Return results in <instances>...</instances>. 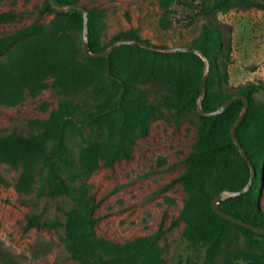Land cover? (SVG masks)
I'll return each mask as SVG.
<instances>
[{"label":"trees","instance_id":"obj_1","mask_svg":"<svg viewBox=\"0 0 264 264\" xmlns=\"http://www.w3.org/2000/svg\"><path fill=\"white\" fill-rule=\"evenodd\" d=\"M54 1L67 7L81 5L83 0ZM177 3L189 10L184 19L174 17L173 6ZM159 6L163 10L160 28L166 32L177 25L191 27L200 17L208 18L191 46L210 63L207 93L201 101L203 111L213 112L237 95L249 99V108L236 129V138L256 174L247 192L222 201L219 208L237 220L264 229V212L258 204L264 181V99H257L264 92V85L249 83L232 92L229 87L232 40L224 35L219 21L220 14L227 15L234 10L264 12V0H159ZM52 10L48 0L40 13ZM87 10L92 53H102L120 40L150 45L139 31L131 29L103 46L100 39L103 15L96 9ZM26 16L25 11L1 12L0 25L23 21ZM83 25L82 12L72 9L57 12L48 23H32L0 36V105L15 106L25 101L27 95L41 94L48 87L49 78H53L56 90L65 97L48 120L35 121L43 127L42 133L29 137L16 133L0 136V165L21 170L16 185L20 194L32 193L37 174L44 171L49 195L70 197L75 206L66 212L65 241L79 264H162V227L124 243L97 235L93 214L98 204L87 186L74 188L65 177L72 167L67 158L66 132L95 125L102 137L101 141H83L80 167L71 174L72 180L90 177L101 167L103 157L106 166L121 158H131V146L147 135L148 122L155 111L154 106L145 105L136 84L146 77L170 78L177 96V112L198 110L207 66L193 53H164L134 45L119 46L108 57L88 58L79 33ZM159 48L168 49L167 46ZM89 99L97 102L92 108ZM243 108L244 102L237 100L221 115H200L202 131L196 149L186 158L189 168L170 183L182 184L188 194L173 225L184 223L183 241L204 252V264H214L222 253L224 264H264V234L224 219L211 206L220 194L241 190L251 179L250 167L231 135ZM78 115L82 118L78 119ZM242 238L249 245L254 243V238L259 242L256 247L246 249L241 246ZM0 264H21V261L1 250Z\"/></svg>","mask_w":264,"mask_h":264},{"label":"rangeland","instance_id":"obj_2","mask_svg":"<svg viewBox=\"0 0 264 264\" xmlns=\"http://www.w3.org/2000/svg\"><path fill=\"white\" fill-rule=\"evenodd\" d=\"M47 1L0 0V13H27L23 21L0 25V36L32 23H48L54 19L57 15L54 10L40 13ZM81 5L101 11L103 46L121 33L135 29L143 40L150 42L151 48L147 49L164 53L170 52L159 47L192 46L208 19L200 17L191 27L177 25L166 32L160 28L163 10L159 0H83ZM173 9L177 19H184L189 11L179 3ZM219 21L224 35L232 40L229 65L232 92L249 83L264 85V12L234 10L227 15L220 14ZM79 33L83 41V29ZM47 82L48 87L37 96L27 95L25 101L15 106L0 105V136L16 133L29 137L43 132V127L35 121L48 120L65 98L56 90L53 78ZM136 88L145 105L154 106L155 111L149 119L147 135L131 146L132 157L121 158L112 166H106L103 157L101 167L90 177L72 180L71 174L80 167L83 141H101L102 137L95 125L69 129L66 132L67 158L72 167L70 173H65L67 183L74 188L82 184L89 188L90 196L98 204L93 214L98 236L124 243L162 227V264H192L194 261L204 264V252L183 241L184 223L173 225L188 194L182 184H170L189 168L186 158L199 143L201 114L193 109L177 112V96L170 78L146 77ZM257 99H264V92L258 94ZM95 103L89 99L91 108ZM81 118L78 115V119ZM228 127L226 124L225 128ZM20 174V169L0 165V251L12 253L21 264H79L65 241L66 212L74 203L66 195H49L44 171L37 174L32 193L20 194L16 189ZM258 202L264 212V181ZM258 242L254 238V243L249 245L242 238L241 246L250 249ZM224 261L222 253L214 264H224Z\"/></svg>","mask_w":264,"mask_h":264},{"label":"water","instance_id":"obj_3","mask_svg":"<svg viewBox=\"0 0 264 264\" xmlns=\"http://www.w3.org/2000/svg\"><path fill=\"white\" fill-rule=\"evenodd\" d=\"M49 3L51 5L52 9L58 13H66L72 9H75L77 11L82 12L83 21H84V25H83V47H84V51H85L88 58L99 59V58L108 57L110 55V53L115 48H117L119 46H123V45H134V46H140V47H144V48H151L148 44H146L142 41L120 40V41H116L110 48H108L107 50H105L102 53H92L90 51V47H89V24H88L89 12H88V10L85 7H83L82 5H69L67 7H61V6L57 5L54 0H49ZM167 51L170 53H175V52L193 53V54L199 55L203 59V61L205 62L207 69H206V73H205L203 80H202L201 95H200V100H199L198 105H197L198 111L202 116H204V117L218 116V115L223 114L227 110V108L231 104H233L235 101L241 100L244 102L243 111H242L241 115L239 116L237 122L232 127L231 135H232V139H233L236 147L238 148L241 156L244 158V160L247 162V164L251 168V179H250L249 184L241 190L224 192V193L220 194L218 197H216L212 201L211 206H212L213 211L215 213H217L218 215H220L221 217H223L224 219L229 220V221H231L237 225H240V226H243L245 228H248V229H251V230H254V231H257V232L264 234V229L254 227V226L249 225L243 221L237 220L233 216H231L230 214L224 212L223 210H221L219 208V205L222 201H225V200L232 198V197L240 196V195L244 194L245 192H247L250 184L253 181V177L256 174V171L254 170V167H253L252 163L250 162V160L246 154V151L242 148V146L240 145V143L238 142V140L236 138V129H237L238 125L242 122V120L244 119V117L248 111L249 99L243 95H237V96L230 98L219 109H217L213 112L203 111L202 106H201V101L205 98L206 93H207V80H208V75H209V70H210L209 60L199 50H197L191 46L179 47V48H174V49H167Z\"/></svg>","mask_w":264,"mask_h":264}]
</instances>
